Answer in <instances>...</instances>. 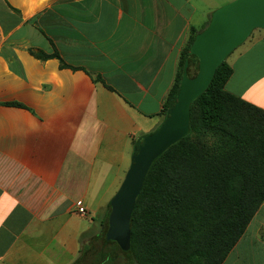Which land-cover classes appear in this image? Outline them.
I'll return each instance as SVG.
<instances>
[{
    "label": "crops",
    "instance_id": "obj_1",
    "mask_svg": "<svg viewBox=\"0 0 264 264\" xmlns=\"http://www.w3.org/2000/svg\"><path fill=\"white\" fill-rule=\"evenodd\" d=\"M231 1L0 0V264L78 259L163 121L189 30ZM225 61V91L264 110V30ZM260 232L264 203L223 264H264Z\"/></svg>",
    "mask_w": 264,
    "mask_h": 264
},
{
    "label": "trees",
    "instance_id": "obj_2",
    "mask_svg": "<svg viewBox=\"0 0 264 264\" xmlns=\"http://www.w3.org/2000/svg\"><path fill=\"white\" fill-rule=\"evenodd\" d=\"M208 24L188 32L163 118L179 88L190 47ZM30 54L41 61L56 58L60 67L68 68L56 52ZM231 75L223 61L190 105L187 134L149 167L131 213L128 249L106 237L109 202L98 236L73 264L224 263L264 203V110L225 91ZM91 77L105 86L100 76ZM259 237L264 242V232Z\"/></svg>",
    "mask_w": 264,
    "mask_h": 264
},
{
    "label": "water",
    "instance_id": "obj_3",
    "mask_svg": "<svg viewBox=\"0 0 264 264\" xmlns=\"http://www.w3.org/2000/svg\"><path fill=\"white\" fill-rule=\"evenodd\" d=\"M255 30H264V0H234L217 10L185 59L179 88L153 132L138 138L122 184L111 199L106 237L126 251L135 200L152 162L188 131L191 103L208 88L216 69Z\"/></svg>",
    "mask_w": 264,
    "mask_h": 264
},
{
    "label": "rangeland",
    "instance_id": "obj_4",
    "mask_svg": "<svg viewBox=\"0 0 264 264\" xmlns=\"http://www.w3.org/2000/svg\"><path fill=\"white\" fill-rule=\"evenodd\" d=\"M232 2V1H231ZM230 3V2H229ZM228 4V3H227ZM237 49V48H236ZM102 215H100V214H98V215H95L94 216V220H95V227H94V229L89 233V234H87V235H84L83 237H82V244H84L85 243V241H86V239H88L89 237H91L94 233H95V231H96V229L98 230V231H100L101 230V222L103 221V216L101 217ZM90 218L88 217V220H89ZM101 221V222H100ZM258 255L260 256V257H262V252H259L258 253ZM118 256H119V258L120 259H122V258H124V256L123 255H121V253H119L118 252Z\"/></svg>",
    "mask_w": 264,
    "mask_h": 264
}]
</instances>
